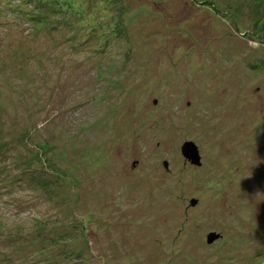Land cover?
<instances>
[{
  "label": "rangeland",
  "instance_id": "1",
  "mask_svg": "<svg viewBox=\"0 0 264 264\" xmlns=\"http://www.w3.org/2000/svg\"><path fill=\"white\" fill-rule=\"evenodd\" d=\"M56 1L0 0V264H264V0Z\"/></svg>",
  "mask_w": 264,
  "mask_h": 264
},
{
  "label": "trees",
  "instance_id": "2",
  "mask_svg": "<svg viewBox=\"0 0 264 264\" xmlns=\"http://www.w3.org/2000/svg\"><path fill=\"white\" fill-rule=\"evenodd\" d=\"M16 8L20 9L22 14H25L29 20L41 28H56V23L53 19L56 18L58 11L63 12V7H58L59 1L56 0H19ZM11 7V4H9ZM25 6H30L31 10L23 9ZM167 168V167H166ZM48 186L49 182L42 183Z\"/></svg>",
  "mask_w": 264,
  "mask_h": 264
},
{
  "label": "water",
  "instance_id": "3",
  "mask_svg": "<svg viewBox=\"0 0 264 264\" xmlns=\"http://www.w3.org/2000/svg\"><path fill=\"white\" fill-rule=\"evenodd\" d=\"M182 155L190 162L192 165L201 167L202 166V156L200 154L199 147L193 141H187L182 146ZM165 167H168V163H165ZM192 205L195 206L197 204V200H193ZM220 236L218 234L212 233L208 237V243H213Z\"/></svg>",
  "mask_w": 264,
  "mask_h": 264
}]
</instances>
